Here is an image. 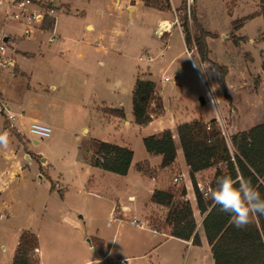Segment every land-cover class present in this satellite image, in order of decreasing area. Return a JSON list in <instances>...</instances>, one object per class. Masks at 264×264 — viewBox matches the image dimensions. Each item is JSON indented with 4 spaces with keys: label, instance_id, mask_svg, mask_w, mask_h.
<instances>
[{
    "label": "rangeland",
    "instance_id": "374dc122",
    "mask_svg": "<svg viewBox=\"0 0 264 264\" xmlns=\"http://www.w3.org/2000/svg\"><path fill=\"white\" fill-rule=\"evenodd\" d=\"M9 1L0 0V30L15 33L20 41L22 28L14 21L6 22ZM36 3L40 5L42 1L36 0ZM47 3L51 1L47 0ZM55 3L69 5L67 10H59L56 14V32L60 39L48 43L52 30L43 35V47L47 51L45 61L36 66L29 81L21 80L18 92L25 97V107L34 113H46L47 106L56 102L62 109L55 112L62 114L61 122L52 129L50 137L40 138L30 133L27 119L18 124V133L22 135L19 136L17 130H5L6 115L0 111V136L6 137L7 141L6 147L0 143V264H12L20 236L25 231H32L39 237L45 264H81L89 259H100L99 251H94L91 246L101 249L96 238L111 237L116 223L111 224L110 218L114 219L112 208L117 203L133 209L144 206L149 225L158 224L163 231H169L164 228L168 208L150 201L149 189L134 167L127 177H123L94 169L88 162L97 148L94 138L111 142L117 133L110 126L86 124L90 123L91 116L84 104L89 102L88 88L96 84L99 93L116 101L117 105L122 103L120 107L128 118L131 117L133 89L138 75L142 74L153 75L167 100L176 99L180 91L189 100L191 96L204 95V87L197 80L190 56L185 51L184 23L192 38V49H196L190 51L193 60L198 58L215 75L213 87L220 100L217 106L222 116V119L218 117L217 124L231 151L233 134L264 122L262 0H187L186 7L184 0H157L151 3L153 5H145L148 8H139L132 17L128 12L119 14L113 7L114 0H55ZM133 3L134 0L130 2ZM100 11L104 17H100ZM161 20L168 21L165 25L171 22L172 30L163 31ZM87 23L118 29V45L123 55L107 57L103 49L107 38L86 35ZM201 31L208 33V58L220 66L224 82L221 74L201 59L195 46ZM62 41L65 44L60 53L52 54L53 48ZM79 52L83 53L86 62L85 69L82 68L85 73H79L81 77L72 71L76 70L73 66L79 65V61L74 62ZM149 55L154 58L152 61L148 60ZM57 58H72L71 67ZM178 69L186 72L185 84L180 90L175 79ZM165 77L171 81H165ZM52 83L57 84V91L50 88ZM84 125H87L88 133H84ZM146 133L148 131L139 129L129 135L135 163L140 162L136 165L137 171L141 167V176L163 182L162 188L173 190L178 198L179 191L186 186L185 178L175 181L182 173L181 168H151L147 162H141L148 156L142 138ZM16 163L22 165V170L15 174ZM214 174L215 168L206 170L198 176V184L210 186ZM93 189L100 193H94ZM192 191L194 193L193 185ZM131 195L135 197L134 201L129 199ZM190 202H193L198 223L202 215L195 194ZM124 229L125 237L130 241L138 238V230ZM120 246L117 245L116 251ZM87 249L88 259L85 258ZM163 249L169 251L170 264H176L172 258L174 250H179L178 256L179 253L187 256L185 246L173 241L166 243ZM116 251L95 264H119Z\"/></svg>",
    "mask_w": 264,
    "mask_h": 264
},
{
    "label": "crops",
    "instance_id": "0c3cea01",
    "mask_svg": "<svg viewBox=\"0 0 264 264\" xmlns=\"http://www.w3.org/2000/svg\"><path fill=\"white\" fill-rule=\"evenodd\" d=\"M36 1V0H35ZM41 4H47V0H41ZM53 5H56L58 7H62V9L67 10L68 4L60 3L56 4L55 0H50ZM132 0H114L113 7L114 9H117L119 11V14L122 12H128L129 16L132 17L133 13L137 12L139 8H148L145 5V2L142 0H134L135 3L130 4ZM61 2V1H59ZM60 5V6H59ZM70 8V7H69ZM68 8V9H69ZM133 9V10H132ZM100 17H104L105 14L103 12H99ZM58 14V13H57ZM165 20L160 21V27L162 28L165 26H170V30H172V24L171 22L168 23V25H165ZM173 23V22H172ZM53 21L52 20H46L45 22H38L35 24L36 28L33 32V34L30 37H20V41H18V36H13V38L10 39L8 43V48L6 49V56L13 59L15 61L14 67H7L3 70H0V92H1V99L6 106V110L4 111L5 115L6 112H10L14 115V119H12V123L14 124V128L9 126V123L7 119H4V128L6 129H14L17 130V134L19 136H22L20 133H18V124L23 123L27 119L29 120L30 124L32 122H41L44 124L49 125L52 129L56 127V125L61 122L62 114L61 113H55L60 112L62 110L58 105L54 103H50L49 106L46 108V113L43 111H32L29 107H25V97H22L20 92H18V88L20 87L21 80H30L31 77L34 75L37 69V65L41 64L45 61L44 55H45V47L44 45V39L43 35L46 34V32H50L52 30ZM57 25V20H56ZM55 25V30H56ZM86 35L92 36V35H99L102 37L107 38V45L104 47V53L107 57H110L112 55H117L119 58L123 55L122 49L118 45V29L116 30L114 26L110 28H106L104 25H97L87 23L85 25ZM182 32V30H181ZM10 33V32H9ZM57 33V32H56ZM172 32L169 33V37L171 36ZM183 34V33H182ZM184 37V36H183ZM60 39V37H58ZM58 39V40H59ZM48 43H55V42H49ZM65 44V42H60L59 46L54 47L52 50V54H58L60 53V50L63 48L62 46ZM99 45V43H98ZM101 46V45H100ZM169 45L166 44V48L168 49ZM187 50V46L185 44V51ZM47 52V51H46ZM187 53V52H186ZM188 55V54H187ZM189 56V55H188ZM59 59V58H57ZM71 59H59L60 62L65 63V65L70 66ZM191 62L193 64V67L196 71V77L197 80L201 83V85L204 87V95H197V96H191L190 100L185 97V94L183 91H180L179 94H177L176 99L174 100H167L160 89L159 85L155 81V78L153 75H138L137 79L142 80H150L156 83L157 85V95L161 99V102L163 104V113L160 117L153 119L151 123H149L147 126L141 127L138 126L135 123L134 116H133V104L131 105V111L132 116L128 118V115L124 112V118H121L119 116V110H123L120 106L122 103H119L118 105L115 103L116 101H111L109 98H106L104 94H101L96 90V84L90 85V90L88 88L87 93L89 96V102L84 104V107L86 109V112L90 114V123H86L89 125H92L94 127H113L114 132L117 134H114L117 136L114 140L110 141H104L101 138H94L97 144V149L99 148V145L101 142H107L110 144H114L121 147L129 148L133 151L132 146L130 144L129 135L132 131H139V129H144L148 131L145 135L142 136L144 139L147 136L150 135H157L160 136L165 130H170L173 134V139L176 145L177 149V157L175 160V163L173 166L167 167L165 169H169L171 167H179L181 168V175L183 178H185L187 191L189 193V200L192 201L193 191L191 192L192 184L189 176V167L186 164L183 149L181 147V143L179 140L178 135V126L183 123H190L198 119H203L204 121H211L216 120L218 123V120H220L218 117L221 116L220 107L217 106L218 103V97L215 93L214 86V74L207 70L205 67V64H203L201 61L199 62L196 58V61L193 60L192 56L190 57ZM55 60V59H54ZM84 60V55L82 52H79L77 55V59L75 61H79L78 66L75 67L72 70L74 73H85L84 70L82 71V68L86 65V62ZM48 61V60H46ZM53 60H50V62ZM101 64L103 61L100 62ZM71 67V66H70ZM85 69V68H83ZM80 76V75H79ZM81 77V76H80ZM175 79L178 81L177 87L180 89L183 88L185 84L186 79V72H183L182 69H178L175 73ZM165 80V78H164ZM166 81V80H165ZM171 81V79L169 80ZM50 88L54 91L58 90L57 84L52 83L50 85ZM210 94L214 95V104L212 105L210 102ZM27 95V94H26ZM220 102V100H219ZM213 107H212V106ZM107 109V110H105ZM30 115H28V111ZM64 111V110H63ZM124 111V110H123ZM62 112V111H61ZM60 114V115H59ZM218 119V120H217ZM18 122V123H17ZM92 123H95L94 125ZM222 123V122H221ZM84 133H88V127L87 125H84ZM3 134L10 135L6 132ZM99 136V135H95ZM94 151V152H95ZM147 151V150H146ZM93 152V154H94ZM134 152V151H133ZM148 153V152H147ZM93 154L88 158V162L91 164V157ZM183 154V158H182ZM183 159V160H182ZM184 161V163H183ZM141 162H147L151 168H156L161 165L162 162V156L161 155H153L148 153V156ZM140 162L135 163V152L133 161L131 164V167L129 169V172L127 175L123 177H127L134 167L136 173L141 177V179L144 180V184L149 189L148 194L150 196V201L152 194L154 190L156 189H164V183L163 182H157V180L152 177L149 179H145V177L141 176V174L137 171L136 165ZM17 165V172L19 173L22 170V165L20 163H16ZM186 165V166H185ZM92 166V165H91ZM93 167V166H92ZM94 169H99L100 171H104L100 168L93 167ZM107 172V171H104ZM110 173V172H107ZM13 176L15 175L12 173ZM106 175V174H104ZM91 181V180H90ZM90 186V183L89 185ZM93 192L96 194H99L100 192L93 189ZM129 199L135 200V197L133 195L129 196ZM193 203V202H191ZM154 204V203H153ZM114 211V219L110 218L112 220V223H116V227H114V232L112 233L111 237H98L96 238L99 243H101L102 248L98 249L95 246H91L94 251H99V255L101 256L100 259H89L88 261H85L81 264H95L100 263L106 258H109L114 252L116 251V247L118 244H120L121 248L117 250L116 256L118 257L119 264H121V261L125 260V264H170L172 263V260H170V255L168 250H164L163 247L166 243L169 241H173L174 243H178L185 246V251L187 252V256L180 255L178 256L179 250H174L172 253V258L176 264H214V260L212 258V252L211 247L208 244L207 238L205 236V233L202 229V219L203 217H200V220L198 221L197 225V232L200 235L201 238V245H194L192 240L185 241L178 239L176 237H173L169 234V231H158L153 228L152 225H149V219L147 220V211L145 210L144 206L136 207L133 209L132 207L126 205V204H119L117 203L116 207H113L112 210ZM194 209V208H193ZM146 211V213H144ZM194 211L195 217L197 216V213ZM200 214V213H199ZM137 218L147 224L146 228H141L138 226H135L132 224L129 217ZM110 223V222H109ZM127 227L130 229L138 230V238L136 240H129L127 237H125L124 231ZM34 233V232H33ZM38 237V236H37ZM39 239V237H38ZM130 241V242H129ZM91 242V240H90ZM18 245V244H17ZM86 252L85 258H90L89 250ZM39 257H40V264H45L42 256L41 251V245L39 240V249H38ZM177 254V257L175 255ZM88 255V256H87ZM97 261V262H96ZM175 264V263H174Z\"/></svg>",
    "mask_w": 264,
    "mask_h": 264
},
{
    "label": "trees",
    "instance_id": "16d2710c",
    "mask_svg": "<svg viewBox=\"0 0 264 264\" xmlns=\"http://www.w3.org/2000/svg\"><path fill=\"white\" fill-rule=\"evenodd\" d=\"M146 5H153L157 0H142ZM262 16L264 18V0ZM187 0H184L185 7ZM180 24V22H179ZM185 44L193 48L192 38L185 23ZM201 31L195 46L201 59L209 62L221 74L220 66L211 62L207 54L206 37ZM264 71V61L262 63ZM157 85L150 80L137 79L133 93V116L138 126L144 127L163 113V104L156 95ZM159 110V112H158ZM124 118V111L119 110ZM178 135L183 149L189 176L192 182L199 213L202 215V229L211 247L214 264H264V215H255L251 223L238 229L231 222L230 214L222 212L210 198H205L198 189V176L206 170L215 168L210 187H216V180L221 176H230L234 180L243 178L264 198V122L249 130L237 132L231 136L233 151L216 120L198 119L178 126ZM145 149L153 155H161L160 167L173 166L177 149L170 130L160 136L150 135L143 139ZM134 152L126 147L101 142L91 157V165L104 171L125 176L128 174ZM139 172H143L140 167ZM238 186V185H237ZM151 202L168 208L164 228L169 234L181 240H192L194 245H201L197 232V220L188 197L186 186L179 191L178 198L173 190H154ZM155 230L163 231L158 224H152ZM39 239L32 231H25L20 236L12 264H40L38 254Z\"/></svg>",
    "mask_w": 264,
    "mask_h": 264
},
{
    "label": "built area",
    "instance_id": "2783aa9c",
    "mask_svg": "<svg viewBox=\"0 0 264 264\" xmlns=\"http://www.w3.org/2000/svg\"><path fill=\"white\" fill-rule=\"evenodd\" d=\"M59 10H63L62 7H58L56 5L47 3V4H37L35 0H10L8 3V10L6 13V22L14 21L18 23V25L22 28L21 36L23 37H30L36 26L35 24L38 22H45L46 20H52V35L49 37V42H55L59 39L56 30V14ZM176 22L179 24L178 18H176ZM163 31H169L170 26H164L162 28ZM13 36H16L15 33H7L6 29L0 30V70H3L7 67H14L15 61L6 56V49L8 48V43ZM100 45V43H99ZM196 49L189 50L187 48L186 52L191 57V52H194ZM148 60L152 61L154 58L150 55L147 57ZM166 81H169V77H165ZM1 95V92H0ZM210 102L214 104V95L210 94L209 96ZM6 106L4 105L1 97H0V111H5ZM6 119L9 123L10 127L14 128V124L12 123V119H14V115L11 114L9 111L6 112ZM29 131L31 134L40 137V138H48L51 136L53 130L52 128L44 123L41 122H32L29 126ZM183 179V176H177L175 181H179ZM210 186L206 187L202 183L198 184L199 191L204 195V192L207 191ZM132 224L141 228H146L147 224L137 218H133L131 220ZM126 261H121V264H125Z\"/></svg>",
    "mask_w": 264,
    "mask_h": 264
},
{
    "label": "clouds",
    "instance_id": "9594fccd",
    "mask_svg": "<svg viewBox=\"0 0 264 264\" xmlns=\"http://www.w3.org/2000/svg\"><path fill=\"white\" fill-rule=\"evenodd\" d=\"M0 143L6 147V137L0 136ZM204 195L219 205L222 212L230 214L231 222L238 229L251 223L253 216L264 215V198L250 181L243 178L234 180L230 176H221L216 180V187L209 188Z\"/></svg>",
    "mask_w": 264,
    "mask_h": 264
}]
</instances>
